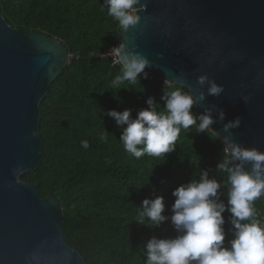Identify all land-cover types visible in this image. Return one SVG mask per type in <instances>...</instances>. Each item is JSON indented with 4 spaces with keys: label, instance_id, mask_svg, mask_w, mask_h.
Segmentation results:
<instances>
[{
    "label": "trees",
    "instance_id": "1",
    "mask_svg": "<svg viewBox=\"0 0 264 264\" xmlns=\"http://www.w3.org/2000/svg\"><path fill=\"white\" fill-rule=\"evenodd\" d=\"M0 12L11 27L44 32L59 39L71 54L40 103L39 168L20 178L39 181L43 198L55 194L68 244L86 264H146V242L153 236L174 237L176 232L170 220L157 227H151L147 218L141 222L142 201L163 196L165 214L170 215L173 190L198 179L201 171L222 183L221 200L227 203V174L217 169L226 158L225 145L211 129L201 133L197 125L181 129L175 151L166 157L146 154L137 159L125 150L119 139L122 127L107 112L131 109L135 118L149 107V97L156 110L163 111L161 96L179 86L142 76L135 84L111 86L121 66L96 55L116 42L121 28L107 14L104 0H0ZM192 113L199 116L194 106ZM104 134L107 142L101 139ZM83 140L89 142L87 149ZM254 207L262 219L264 198ZM224 216L227 232L229 214ZM230 238L228 232L226 242Z\"/></svg>",
    "mask_w": 264,
    "mask_h": 264
},
{
    "label": "water",
    "instance_id": "2",
    "mask_svg": "<svg viewBox=\"0 0 264 264\" xmlns=\"http://www.w3.org/2000/svg\"><path fill=\"white\" fill-rule=\"evenodd\" d=\"M141 2L139 22L120 29L116 43L148 60L140 76L186 88L199 115L211 111L222 141L224 125L239 117L230 139L264 151V0ZM68 63L59 39L13 28L0 12V264H86L68 244L55 194L43 198L39 181L20 178L39 168L40 103ZM201 75L223 91L208 94Z\"/></svg>",
    "mask_w": 264,
    "mask_h": 264
},
{
    "label": "clouds",
    "instance_id": "3",
    "mask_svg": "<svg viewBox=\"0 0 264 264\" xmlns=\"http://www.w3.org/2000/svg\"><path fill=\"white\" fill-rule=\"evenodd\" d=\"M104 5L107 14L123 31L136 26L140 20L138 13L146 8L141 0H104ZM110 54L113 63L122 69L111 81L113 88L125 81L135 84L149 64L141 54L122 52L119 46H113ZM206 81L208 94L219 95L223 91L222 86L208 81L206 75L198 78L200 85ZM161 99L163 111L158 112L154 99L149 97L146 101L149 107L139 110L135 118L131 109L107 112L122 127L119 139L125 150L137 159L146 154L166 157L175 151L181 129L197 125L196 131L201 133L214 123L210 110L198 117L193 115L194 97L179 87L166 91ZM200 99H204L203 93ZM244 99L247 102L249 97ZM219 118H224L222 110ZM240 123L236 117L224 125V131L229 132L223 140L226 158L217 164L218 171L227 174V203L221 200L222 183L210 178L207 170L199 172L198 179L173 190L175 199L170 215L165 214L163 196L142 201L141 222L147 218L151 227H157L170 220L176 232L174 237L153 236L146 242V264H264V219L259 218L254 207V202L264 197V151L230 139L229 130L239 127ZM101 139L107 142V135ZM81 145L85 149L90 146L87 140L81 141ZM225 212L229 214L227 232ZM228 232L231 238L226 242Z\"/></svg>",
    "mask_w": 264,
    "mask_h": 264
},
{
    "label": "built area",
    "instance_id": "4",
    "mask_svg": "<svg viewBox=\"0 0 264 264\" xmlns=\"http://www.w3.org/2000/svg\"><path fill=\"white\" fill-rule=\"evenodd\" d=\"M117 40H118V37H117L115 43H113L111 46H109V47L106 48L105 50L99 52L96 56H97V57H108V58L111 59L113 65H118V64H114V63H113V57H112V55L110 54V53H111V50H112V48H113V46H116ZM70 57H71V54H68V58H70Z\"/></svg>",
    "mask_w": 264,
    "mask_h": 264
}]
</instances>
